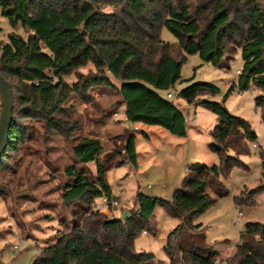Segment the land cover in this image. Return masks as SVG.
Returning <instances> with one entry per match:
<instances>
[{
	"label": "trees",
	"instance_id": "trees-1",
	"mask_svg": "<svg viewBox=\"0 0 264 264\" xmlns=\"http://www.w3.org/2000/svg\"><path fill=\"white\" fill-rule=\"evenodd\" d=\"M108 7L109 12L104 10ZM0 18L9 28L7 39L0 40V74L14 96L10 141L0 169L28 138L23 120L38 119L69 140L80 130L79 121L63 108L70 95L86 101L89 88L113 86L112 80L118 82L116 106L124 107L129 124L157 126L184 137L185 115L172 101L174 94L167 98L166 93L179 81L189 55L221 69L239 52L241 71L235 86L241 92L249 87L257 91L253 100L264 129V0H0ZM163 28L176 38L175 44L161 39ZM4 31L0 20V34ZM72 76L76 80L69 83ZM233 90L230 86L227 93ZM218 93L215 85L199 82L175 95L216 116L209 148L219 165H191L171 200L137 192L136 208L125 219L107 217L94 205L102 197L114 198L107 181L110 170L125 162L136 167V137H121L122 145L114 150L120 157L116 162L102 157L98 139L80 137L73 146L76 164L65 170L62 196L67 206L76 208L74 220L64 223L66 230L33 264H164L153 254L133 249L139 235L155 233L149 219L157 207L179 221L163 248L168 264H264V222L246 223L233 254L225 259L207 245L201 225L193 223L213 203L209 194L228 195L219 176L242 167L238 156L248 154L246 142L256 139L247 121L229 114L224 98L206 99ZM258 156L264 180V151ZM89 163L94 164V175L77 166ZM263 190L260 186L245 199L235 196L234 204L253 205V197Z\"/></svg>",
	"mask_w": 264,
	"mask_h": 264
},
{
	"label": "rangeland",
	"instance_id": "rangeland-1",
	"mask_svg": "<svg viewBox=\"0 0 264 264\" xmlns=\"http://www.w3.org/2000/svg\"><path fill=\"white\" fill-rule=\"evenodd\" d=\"M0 20L5 29L0 40H6L7 21ZM160 37L166 43H176V38L165 28ZM240 67L239 52L231 54L221 69L204 63L197 55L186 56L172 99L185 115L184 137L170 135L157 126L129 124L122 106H116L120 97L115 80H112L113 86L89 88L84 96L86 101L77 94L70 95L63 108L69 118L79 121L80 130L69 140L47 130L44 122L38 119L23 120L28 138L0 169V264H33L42 250L66 230L64 223L67 226L74 220L72 212L76 208L67 206L62 196L67 181L65 170L76 164L73 146L80 137L98 139L104 148L102 157L109 156L114 162L120 159L114 150L122 145L121 137L129 133L136 137V167L125 162L107 174L112 195L119 206L103 208L99 199L94 205L96 211L110 218L113 214L121 217L123 212L134 211L137 192L171 200L191 165H219L218 156L209 148L216 116L203 106L189 104L175 95L188 84L199 82L215 85L219 93L206 99L221 102L224 98V107L229 114L247 121L256 135L254 141L246 142L248 154L238 156L243 166L233 168L227 176H219L228 195L218 198L209 194L213 203L193 221L201 225L205 242L218 252L219 259L231 256L244 225L264 222V190L255 194L253 205L234 204L235 196L245 199L250 191L264 186L258 156L264 151V129L260 110L253 100L257 91L249 87L248 91L227 93L229 81ZM89 68L82 72L86 74ZM75 80V76L67 79L69 83ZM228 154L235 155L231 150ZM77 166L84 167L89 175L95 173L93 163ZM237 211L242 212L241 217L237 216ZM149 220L155 233L139 235L133 242V249L137 253L153 254L158 261L168 264L170 259L163 248L179 221L169 217L161 207L155 209ZM174 258L178 259L179 255L175 254Z\"/></svg>",
	"mask_w": 264,
	"mask_h": 264
},
{
	"label": "water",
	"instance_id": "water-1",
	"mask_svg": "<svg viewBox=\"0 0 264 264\" xmlns=\"http://www.w3.org/2000/svg\"><path fill=\"white\" fill-rule=\"evenodd\" d=\"M0 160L4 157L9 141L10 131L14 120V96L10 83L0 74ZM128 212H124L122 219L128 217Z\"/></svg>",
	"mask_w": 264,
	"mask_h": 264
},
{
	"label": "built area",
	"instance_id": "built-area-1",
	"mask_svg": "<svg viewBox=\"0 0 264 264\" xmlns=\"http://www.w3.org/2000/svg\"><path fill=\"white\" fill-rule=\"evenodd\" d=\"M233 63H231L232 65ZM240 68L235 70V76H233V78L229 81V84H228V87L230 86H234V90H236L237 92H240L239 88L237 86H235V80H236V77L240 74ZM248 91V90H247ZM173 90H169L167 93H166V97L167 98H171L173 96ZM253 147H256V145L254 144ZM122 193V192H121ZM118 198V197H117ZM100 205L103 207V208H114V207H118L119 206V202L118 200L114 197V198H107V197H102L100 199ZM237 216L238 217H241L242 216V212L241 211H237Z\"/></svg>",
	"mask_w": 264,
	"mask_h": 264
},
{
	"label": "crops",
	"instance_id": "crops-1",
	"mask_svg": "<svg viewBox=\"0 0 264 264\" xmlns=\"http://www.w3.org/2000/svg\"><path fill=\"white\" fill-rule=\"evenodd\" d=\"M120 108H122V111H123V114H124V107L122 106V107H120ZM111 173H113V170H110L107 174H111ZM111 186V185H110ZM97 204V203H96ZM122 213V212H121ZM120 213V214H121ZM113 216H114V218H119V215H114L113 214Z\"/></svg>",
	"mask_w": 264,
	"mask_h": 264
}]
</instances>
